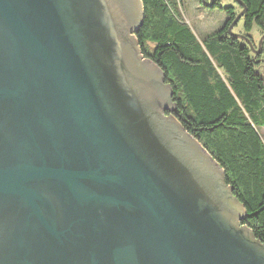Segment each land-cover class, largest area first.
Segmentation results:
<instances>
[{"label":"water","instance_id":"obj_1","mask_svg":"<svg viewBox=\"0 0 264 264\" xmlns=\"http://www.w3.org/2000/svg\"><path fill=\"white\" fill-rule=\"evenodd\" d=\"M142 20V0H0V264H264Z\"/></svg>","mask_w":264,"mask_h":264},{"label":"trees","instance_id":"obj_2","mask_svg":"<svg viewBox=\"0 0 264 264\" xmlns=\"http://www.w3.org/2000/svg\"><path fill=\"white\" fill-rule=\"evenodd\" d=\"M178 1L142 0L135 35L144 55L165 73L172 113L223 168L245 207L242 223L264 239V49L255 54L228 33L239 4L221 7L224 24L197 39L178 14ZM242 1L246 10L238 23L254 44L252 28L264 33V0Z\"/></svg>","mask_w":264,"mask_h":264},{"label":"rangeland","instance_id":"obj_3","mask_svg":"<svg viewBox=\"0 0 264 264\" xmlns=\"http://www.w3.org/2000/svg\"><path fill=\"white\" fill-rule=\"evenodd\" d=\"M218 2L220 6L207 8L203 7L199 3V0L178 1L177 12L182 17L183 21L188 24L197 39H203L207 34L217 30L224 24L227 16L221 7L231 5L237 7L234 0H218ZM237 23L232 27L233 32L245 34L242 28V22L240 21L238 24ZM250 33L255 41V47L261 39V47L263 50L264 33L260 32L257 26H254ZM260 128L262 135H264V126Z\"/></svg>","mask_w":264,"mask_h":264},{"label":"flooded vegetation","instance_id":"obj_4","mask_svg":"<svg viewBox=\"0 0 264 264\" xmlns=\"http://www.w3.org/2000/svg\"><path fill=\"white\" fill-rule=\"evenodd\" d=\"M199 2H200V4H201V1L199 0ZM202 5V4H201ZM203 7H206V6H204V5H202ZM207 8H210V7H207Z\"/></svg>","mask_w":264,"mask_h":264}]
</instances>
